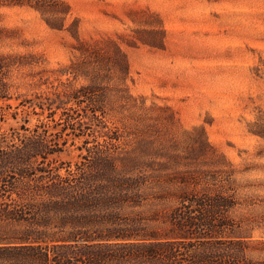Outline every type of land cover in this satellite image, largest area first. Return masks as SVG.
Here are the masks:
<instances>
[{"label": "rangeland", "instance_id": "374dc122", "mask_svg": "<svg viewBox=\"0 0 264 264\" xmlns=\"http://www.w3.org/2000/svg\"><path fill=\"white\" fill-rule=\"evenodd\" d=\"M20 1L0 5V55L10 59L0 138L43 133L56 166H74L97 143L121 151L141 139L176 143L192 156L206 139L235 171L228 219L245 236V256L264 264V0H62L65 14ZM63 15L62 29L45 21ZM105 38L127 56L120 86L138 109L110 90L105 116L95 121L64 95L86 80L60 72L79 59V43L96 48Z\"/></svg>", "mask_w": 264, "mask_h": 264}, {"label": "trees", "instance_id": "16d2710c", "mask_svg": "<svg viewBox=\"0 0 264 264\" xmlns=\"http://www.w3.org/2000/svg\"><path fill=\"white\" fill-rule=\"evenodd\" d=\"M27 1L42 14L69 9L61 10L62 0ZM63 19L45 21L62 29ZM75 48L79 59L60 73L86 82L64 92L68 101L95 121L105 116L110 90L123 107L138 109L120 86L129 63L115 39ZM9 66L0 55V101L9 99ZM1 135L0 264H262L246 258L245 236L228 219L235 171L206 139L192 156L176 143L161 148L141 139L124 151L97 143L74 166H56L47 161L53 150L45 134L17 142ZM156 153L163 160L147 158Z\"/></svg>", "mask_w": 264, "mask_h": 264}]
</instances>
